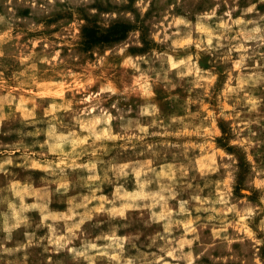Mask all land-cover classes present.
<instances>
[{
  "label": "clouds",
  "instance_id": "clouds-1",
  "mask_svg": "<svg viewBox=\"0 0 264 264\" xmlns=\"http://www.w3.org/2000/svg\"><path fill=\"white\" fill-rule=\"evenodd\" d=\"M0 264H264V0H0Z\"/></svg>",
  "mask_w": 264,
  "mask_h": 264
}]
</instances>
